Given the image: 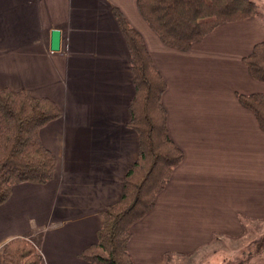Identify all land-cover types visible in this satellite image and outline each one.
<instances>
[{"label":"crops","instance_id":"0c3cea01","mask_svg":"<svg viewBox=\"0 0 264 264\" xmlns=\"http://www.w3.org/2000/svg\"><path fill=\"white\" fill-rule=\"evenodd\" d=\"M136 1L0 0V88L49 98L62 112L39 131L56 161L53 179L13 186L0 206V264L15 238L30 241L41 264H88L79 253L96 243L104 211L121 197L139 140L127 127L134 86L113 8L141 34L165 80L167 129L183 152L154 209L131 228L134 264L244 252L242 241L264 232V132L236 96L264 94L242 62L264 41V19L219 26L179 52L149 29ZM257 255L264 264V250Z\"/></svg>","mask_w":264,"mask_h":264},{"label":"trees","instance_id":"16d2710c","mask_svg":"<svg viewBox=\"0 0 264 264\" xmlns=\"http://www.w3.org/2000/svg\"><path fill=\"white\" fill-rule=\"evenodd\" d=\"M137 11L149 29L168 48L188 52L216 28L259 16L253 0H137ZM113 18L127 47L134 97L127 127L138 137V157L123 178L120 199L106 208L97 241L79 253L88 264H134L128 253L131 228L155 207L183 152L167 129L162 96L167 89L141 34L118 9ZM248 75L264 84V41L242 58ZM242 107L264 132V94H236ZM62 116L56 103L27 90L0 88V206L22 183L44 185L55 175L56 161L43 147L39 131ZM2 264H41L35 246L15 238L1 248Z\"/></svg>","mask_w":264,"mask_h":264},{"label":"rangeland","instance_id":"374dc122","mask_svg":"<svg viewBox=\"0 0 264 264\" xmlns=\"http://www.w3.org/2000/svg\"><path fill=\"white\" fill-rule=\"evenodd\" d=\"M258 8H259V17L260 19H264V0H253ZM263 28H264V20H263ZM242 247L245 246V251L242 252L241 249L232 250L228 253L223 254H210L206 253L200 259L194 261V264H247L252 259L251 264H258L256 262L257 254L263 252L264 250V232L260 235H256V238L253 240H243ZM235 247H239L236 245ZM240 248V247H239ZM212 251L217 249L216 246H212L205 251L209 250ZM230 249V248H228ZM240 250V251H239ZM218 251V250H217ZM216 251V252H217ZM239 253H236L238 252ZM257 253V254H256ZM176 264H185L184 260L178 261Z\"/></svg>","mask_w":264,"mask_h":264},{"label":"water","instance_id":"95a60500","mask_svg":"<svg viewBox=\"0 0 264 264\" xmlns=\"http://www.w3.org/2000/svg\"><path fill=\"white\" fill-rule=\"evenodd\" d=\"M60 38L61 34L57 30H53L51 32V37H50V50L52 52H57L60 50Z\"/></svg>","mask_w":264,"mask_h":264}]
</instances>
